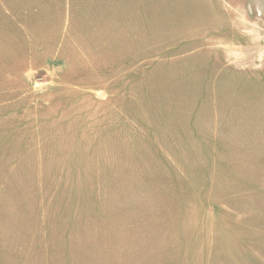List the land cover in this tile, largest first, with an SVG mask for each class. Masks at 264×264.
Here are the masks:
<instances>
[{
	"label": "rangeland",
	"instance_id": "rangeland-1",
	"mask_svg": "<svg viewBox=\"0 0 264 264\" xmlns=\"http://www.w3.org/2000/svg\"><path fill=\"white\" fill-rule=\"evenodd\" d=\"M133 1L0 15V264H264V0Z\"/></svg>",
	"mask_w": 264,
	"mask_h": 264
},
{
	"label": "crops",
	"instance_id": "crops-1",
	"mask_svg": "<svg viewBox=\"0 0 264 264\" xmlns=\"http://www.w3.org/2000/svg\"><path fill=\"white\" fill-rule=\"evenodd\" d=\"M138 2L144 4L145 0ZM133 4V0H0V15H15L17 19L21 15H37V21L29 29L45 30L51 23L55 34L64 32V35L69 36L68 42H72L73 37L75 44L83 41L89 27L96 28L99 35L109 34V31L114 28V25L109 26L110 20L115 19L114 15H151L150 12L142 10L141 6L134 10ZM49 15L54 17L53 21L48 19ZM159 15H162L161 11ZM23 20L24 18L21 19V23ZM63 23H65L64 26ZM25 34L42 33L27 32ZM81 49L79 47L77 50ZM83 223L87 224L86 220H83ZM71 228H73L71 232L74 236L87 231V227L84 231H79L76 227Z\"/></svg>",
	"mask_w": 264,
	"mask_h": 264
}]
</instances>
